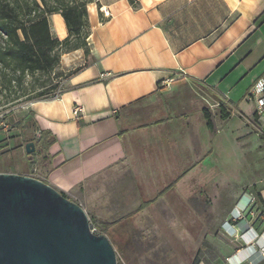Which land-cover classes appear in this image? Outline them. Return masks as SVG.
<instances>
[{"label":"crops","instance_id":"0c3cea01","mask_svg":"<svg viewBox=\"0 0 264 264\" xmlns=\"http://www.w3.org/2000/svg\"><path fill=\"white\" fill-rule=\"evenodd\" d=\"M48 19L52 34L65 38L61 15ZM88 24L87 51L60 55L55 72L65 77L56 93L27 106L55 142L46 154L35 150L29 158L12 129L11 141L28 163L40 159L38 173L0 171L42 179L85 211L86 202L96 217L103 211L120 221L122 213L151 203L145 197L167 189L160 200L183 186L190 187L184 196L190 212L193 205L209 206L229 219L253 203L243 214V239L209 242L213 255L198 264H264L258 253L264 241L251 239L264 231V185L226 189L222 201L213 187L202 192L191 186L197 175L223 169L224 147L242 142L248 154L264 143V117L251 92L264 81V0H139L136 6L95 0ZM165 79L168 85H160ZM76 105L81 112L74 116ZM204 109L212 114V128ZM172 203L167 199L170 212Z\"/></svg>","mask_w":264,"mask_h":264},{"label":"rangeland","instance_id":"374dc122","mask_svg":"<svg viewBox=\"0 0 264 264\" xmlns=\"http://www.w3.org/2000/svg\"><path fill=\"white\" fill-rule=\"evenodd\" d=\"M64 77V73L56 71L49 78L44 76L40 79H46L47 87L56 85L54 90L47 93L48 96L56 93L59 81ZM29 80L31 78H28ZM42 98H46V95ZM33 100L37 98L23 97L7 109L0 108V169H33L32 172L38 173L40 159L37 156L28 163L23 149L14 147L15 143L11 141L14 130L3 119L4 114L10 110L19 115L25 113ZM246 151L247 147L242 146V142L239 145L224 147V164L221 166L223 169L218 173H215V169H209L207 173L197 175V179L191 181L193 190L206 192L214 188L219 194L216 198L220 201L227 199L221 194L226 189H251L252 184H256L258 190L264 185V143L256 144L254 148L249 149L248 154ZM216 174L219 179L214 181L212 177ZM166 190L162 189L156 196L145 197L144 200L152 198L151 203L142 205L138 210L122 213V221L112 219L103 211L97 212L99 217H96L86 202H83L89 219L95 222V231L110 236L117 264H195L197 260L205 261L213 255L209 242L215 239H243L247 232V222L243 214L249 204L236 216L225 219L221 218L223 212L210 211L209 206L204 208L201 205H193L190 212L186 197L184 198L190 191L189 186L181 187L179 192L174 190L159 200ZM167 199L173 202V212L167 209ZM195 201L193 198V203ZM225 203L227 204L226 201ZM257 204L256 198L255 205ZM215 207L222 209L227 206ZM173 215L177 216L176 222L172 220ZM251 239L259 237L256 235Z\"/></svg>","mask_w":264,"mask_h":264},{"label":"trees","instance_id":"16d2710c","mask_svg":"<svg viewBox=\"0 0 264 264\" xmlns=\"http://www.w3.org/2000/svg\"><path fill=\"white\" fill-rule=\"evenodd\" d=\"M93 1L0 0L1 109H7L23 97L37 100L43 99L44 95L46 98L52 97L47 93L54 90L56 85L47 87L46 79H40L55 74L62 52L76 48L87 51V5ZM128 1L136 6L139 0ZM54 13L61 15L67 28L68 34L63 39H58L51 32L48 16ZM28 78L31 80L28 81ZM221 113L223 117L228 115L223 105ZM203 115L209 128H212L211 112L204 109ZM3 119L12 129L17 130L22 146L33 141L35 150L43 155L56 140L49 130L39 128L30 112L19 115L10 110L4 114ZM29 130L37 131L38 135L28 137ZM257 198L260 199V196ZM90 222L95 227V222Z\"/></svg>","mask_w":264,"mask_h":264},{"label":"water","instance_id":"95a60500","mask_svg":"<svg viewBox=\"0 0 264 264\" xmlns=\"http://www.w3.org/2000/svg\"><path fill=\"white\" fill-rule=\"evenodd\" d=\"M31 158L33 141L24 144ZM49 183L0 171V264H117L109 237Z\"/></svg>","mask_w":264,"mask_h":264},{"label":"built area","instance_id":"2783aa9c","mask_svg":"<svg viewBox=\"0 0 264 264\" xmlns=\"http://www.w3.org/2000/svg\"><path fill=\"white\" fill-rule=\"evenodd\" d=\"M101 10L105 15L108 14L106 10H103V9ZM168 82L169 80L165 79L164 81L160 83V85H168ZM251 92H252V95H254L255 100H256V113L258 114L259 117H264V81L262 80L257 81L255 85L253 86ZM80 112H81V107L77 105L72 110V114L74 116H77ZM3 125L6 126L4 123ZM252 205L253 203L251 205L249 204L246 210L243 209L245 213L248 210L250 211ZM262 213L264 214V211ZM92 229L95 230L94 227ZM258 237L264 241V231L259 233ZM252 241H253L252 243H254V241H257V239H253ZM258 253L261 257H264V245H262L258 249Z\"/></svg>","mask_w":264,"mask_h":264}]
</instances>
